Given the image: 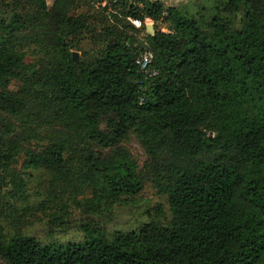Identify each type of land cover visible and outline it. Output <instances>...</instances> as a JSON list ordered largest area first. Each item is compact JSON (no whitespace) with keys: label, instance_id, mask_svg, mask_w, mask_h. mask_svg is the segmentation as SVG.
Instances as JSON below:
<instances>
[{"label":"trees","instance_id":"obj_1","mask_svg":"<svg viewBox=\"0 0 264 264\" xmlns=\"http://www.w3.org/2000/svg\"><path fill=\"white\" fill-rule=\"evenodd\" d=\"M100 1L76 15L87 0H11L0 16V173L19 191L18 168L47 172L95 214L151 181L172 219L110 236L85 227L66 245L0 221V264H264V0ZM91 30L100 48L75 58Z\"/></svg>","mask_w":264,"mask_h":264},{"label":"rangeland","instance_id":"obj_2","mask_svg":"<svg viewBox=\"0 0 264 264\" xmlns=\"http://www.w3.org/2000/svg\"><path fill=\"white\" fill-rule=\"evenodd\" d=\"M166 7L181 6L188 0H161ZM54 0H47L49 6ZM100 0H87L88 5H82L73 13L76 15H93L98 10ZM107 3L104 2L102 6ZM11 0H0V16L7 17L12 12ZM99 30H91L77 39V59L86 58L100 46L95 45ZM89 53V54H88ZM39 51H29L26 58L28 64H36L44 58ZM123 146L139 163L140 172L145 170L148 156L133 136L123 143ZM24 178V186L19 191L11 184L8 174L0 173V221L8 234L22 232L39 240L43 244L55 242L58 244L83 243L87 239L83 228L100 229L106 236L115 232L138 230L148 218L161 223L172 219L167 198L160 194L147 181L141 194L134 197L128 204L116 206L108 213H85L73 202L74 193L64 189V183H56L53 176L44 171L17 169Z\"/></svg>","mask_w":264,"mask_h":264},{"label":"built area","instance_id":"obj_3","mask_svg":"<svg viewBox=\"0 0 264 264\" xmlns=\"http://www.w3.org/2000/svg\"><path fill=\"white\" fill-rule=\"evenodd\" d=\"M129 21L136 26L137 28H141V23L137 20L129 19ZM147 24H151L147 22ZM154 60V55L151 51H144L136 60V67L139 73L144 77L145 80L151 79L157 75L156 72L151 71V65ZM145 101L144 97L141 98V104Z\"/></svg>","mask_w":264,"mask_h":264},{"label":"water","instance_id":"obj_4","mask_svg":"<svg viewBox=\"0 0 264 264\" xmlns=\"http://www.w3.org/2000/svg\"><path fill=\"white\" fill-rule=\"evenodd\" d=\"M146 29H147V32H148L149 34H153V33H154V26H153L152 23H151V24H147V25H146ZM75 58H77L76 55H75Z\"/></svg>","mask_w":264,"mask_h":264}]
</instances>
